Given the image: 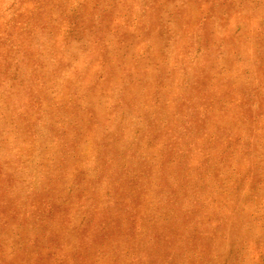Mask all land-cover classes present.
Returning <instances> with one entry per match:
<instances>
[{"label":"rangeland","instance_id":"1","mask_svg":"<svg viewBox=\"0 0 264 264\" xmlns=\"http://www.w3.org/2000/svg\"><path fill=\"white\" fill-rule=\"evenodd\" d=\"M0 264H264V0H0Z\"/></svg>","mask_w":264,"mask_h":264}]
</instances>
